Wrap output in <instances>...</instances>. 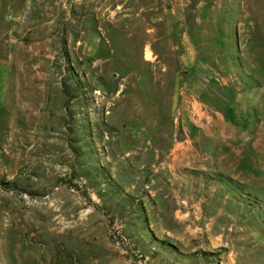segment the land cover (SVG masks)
<instances>
[{
    "label": "rangeland",
    "instance_id": "374dc122",
    "mask_svg": "<svg viewBox=\"0 0 264 264\" xmlns=\"http://www.w3.org/2000/svg\"><path fill=\"white\" fill-rule=\"evenodd\" d=\"M125 1L0 0V264H264V0Z\"/></svg>",
    "mask_w": 264,
    "mask_h": 264
},
{
    "label": "crops",
    "instance_id": "0c3cea01",
    "mask_svg": "<svg viewBox=\"0 0 264 264\" xmlns=\"http://www.w3.org/2000/svg\"><path fill=\"white\" fill-rule=\"evenodd\" d=\"M139 6L141 13L148 16L126 19L125 27L131 25L141 27L149 36L148 46L152 50V41L163 38L165 47L170 52L178 53L179 63L183 68L192 70L198 68L202 62L198 60L196 41L191 31V24L204 20V14L199 13V5H204V0H126ZM235 1V0H231ZM218 1L213 0L212 6ZM234 3V2H233ZM192 20V21H190ZM215 21V19H213ZM139 23V24H136ZM195 26V25H194ZM197 26V25H196ZM182 109V108H181ZM185 111H183L184 113Z\"/></svg>",
    "mask_w": 264,
    "mask_h": 264
},
{
    "label": "built area",
    "instance_id": "2783aa9c",
    "mask_svg": "<svg viewBox=\"0 0 264 264\" xmlns=\"http://www.w3.org/2000/svg\"><path fill=\"white\" fill-rule=\"evenodd\" d=\"M192 102L193 101H187V103H188V115L190 116V117H194V116H196V112H195V110H194V108H192Z\"/></svg>",
    "mask_w": 264,
    "mask_h": 264
}]
</instances>
